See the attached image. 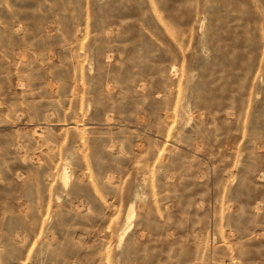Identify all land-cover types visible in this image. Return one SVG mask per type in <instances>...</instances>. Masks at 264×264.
Here are the masks:
<instances>
[{
  "label": "rangeland",
  "instance_id": "rangeland-1",
  "mask_svg": "<svg viewBox=\"0 0 264 264\" xmlns=\"http://www.w3.org/2000/svg\"><path fill=\"white\" fill-rule=\"evenodd\" d=\"M0 264H264V0H0Z\"/></svg>",
  "mask_w": 264,
  "mask_h": 264
}]
</instances>
